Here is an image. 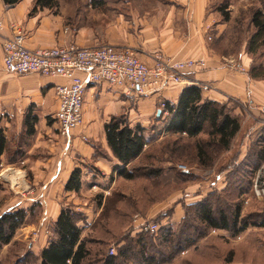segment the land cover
<instances>
[{
    "label": "rangeland",
    "instance_id": "rangeland-1",
    "mask_svg": "<svg viewBox=\"0 0 264 264\" xmlns=\"http://www.w3.org/2000/svg\"><path fill=\"white\" fill-rule=\"evenodd\" d=\"M80 3L86 5L88 0H81ZM106 4V9L109 10L106 21H111L117 6L113 4V0L107 1ZM263 5V0H211L207 7V12L213 14L212 21L216 26L221 25L219 27L224 30V35L220 37L221 39L219 38L221 40L218 46L221 51L220 56L233 57L238 62L244 59L249 63V71L252 66L257 67L254 74H264V57L246 53L245 46L248 37L252 34L250 15L256 9L264 10ZM151 7L147 6V8ZM157 7L160 8L159 4L155 6V9ZM136 8L140 7L136 6ZM216 8L224 11L220 14L215 10ZM81 13L80 17H85L84 13H87L89 19V7H85ZM223 13L229 15V21L226 23L223 21ZM88 24L95 23H89L88 20ZM212 28L213 26L209 27L207 32V42L211 49L215 43L212 41V35L209 34ZM260 64L262 67H258ZM252 80L256 81L257 85H261L264 94V78H252ZM223 103H228V108L239 106L231 99ZM131 106L135 108L134 104ZM261 107L263 106L250 107L248 104L240 106L246 121L244 123L239 116L242 126L240 133L233 141L230 150L215 151L214 162L210 168L197 165L192 148H188L182 152L180 161L174 160V157L170 158L171 155H166L162 157V162L153 164L148 162L151 165L150 168L162 169L160 177L151 179L141 174L142 176L131 181L119 177H115L114 180L108 179V181L98 179L97 176L105 177L102 171L87 159L84 160L83 156L78 154L79 152L77 156L74 154L72 156L71 146L66 149L68 142L60 137L52 117L45 119L43 124L36 125V132L32 137H26L22 128H16L14 119H8L9 126L5 124V120L0 119V132L6 137L8 143L0 174L5 171L4 167L10 164L16 165L17 170L21 168V172L26 173L24 185L20 188H11L8 180H0V215L10 210L17 198H21L25 203L28 202L30 207L38 205L25 224L16 231L10 244L0 250V264H36L35 255L53 234V219L50 218L45 224L41 221L42 210L38 202L42 200V196L44 201L51 199V203L59 204L60 208H71L84 218L86 221L82 223V238L94 243L88 245L93 251L108 249L109 256L114 253L113 248L109 249V247L123 238L128 227L130 231L136 232L138 225L146 221L157 223V225L170 224L173 225L175 233L180 235L178 228L181 227V221L185 217L184 224L190 225L188 236L195 237L200 234L201 244L188 257L185 258L182 253L180 257L183 259L177 257L166 264H226L227 259H231L233 264H264V229L249 227L238 235L213 231L206 229L197 220L192 210L193 203L209 197L215 216L221 210L230 218L238 205H241L239 213L241 219L247 217L248 222L257 220V217L264 213V193L261 196H255L253 188L254 182L258 181L262 175L260 171L262 162L252 175L249 172L247 176H245L246 173L244 175L243 161L237 164V167L227 169L221 175V182L214 181L217 172L228 163L227 161L236 158L237 154L239 161L244 160L248 153L252 154L253 143L259 133L255 127L260 124L257 109ZM250 126L252 128L248 133ZM201 139L205 140L206 137L202 136ZM149 149L152 150V148ZM21 162H24V166H20ZM57 163L61 164V169L59 176L52 181L50 177L54 176V170L58 167ZM142 163H144L143 160L139 164L142 165ZM72 166L79 168L82 179L84 178V187L78 193H66L62 188L65 171ZM48 172L51 174L46 175L45 173ZM87 172L91 174L89 178L86 176ZM180 172L188 175L179 178L177 174ZM242 174L243 179L240 177ZM229 178H231L230 181ZM240 180H243L244 184ZM245 181H249V185H245ZM226 182L229 183L226 194L217 195ZM241 187H246L244 192H241L243 194H239ZM23 189L27 192L22 193ZM45 189L48 190L47 195ZM202 196L205 197L202 198ZM111 251H113L112 254H110Z\"/></svg>",
    "mask_w": 264,
    "mask_h": 264
},
{
    "label": "crops",
    "instance_id": "crops-1",
    "mask_svg": "<svg viewBox=\"0 0 264 264\" xmlns=\"http://www.w3.org/2000/svg\"><path fill=\"white\" fill-rule=\"evenodd\" d=\"M210 2L211 0H120L115 5L117 7L111 21H106V14L109 13L106 4L102 10L89 9V19L95 24L75 30L67 22L68 16H71V9L64 2L61 3L57 14L45 9L29 16L33 0H21L14 6H6L0 0V67L2 41L12 36L16 29L23 32L25 46L30 50L74 42L79 46L109 44L129 48L147 63L151 62V57L157 52L172 61L201 59L205 61L206 68L191 73L187 78L194 83L211 85L210 90L202 91L205 98L218 103H223L227 99L238 103L234 114L240 116L245 123L244 111H241L240 106L246 104L250 107L264 106L263 90L261 85H257L250 77L249 63L244 59L238 62L233 57H221L218 47L211 49L207 42L208 28L213 26L209 33L212 35V41L223 36L224 30L219 27L221 25H215L212 21L213 14L207 12ZM157 4L159 9L158 7L155 9ZM65 82L60 78L37 74L14 75L0 70V119L5 120L7 126L8 119H14L15 127L23 129V119L29 108L33 107V113L38 118L36 125L43 124L45 119L54 115L58 107L54 86ZM183 89L185 88L178 85L168 86L156 94L140 98L134 104L135 108H132L133 104H130L123 91L104 84L89 87L84 95L82 124L73 131L66 149L71 146L72 156L73 154L77 156L79 152L84 160L87 159L93 166L99 168L105 177L96 175L98 179L114 180L112 169L117 165V161L112 158L106 145L104 124L110 117L125 112L130 126L139 124L147 128L150 122H153L155 113L157 115L159 111V103L162 101L176 103ZM164 117L165 115L162 118ZM91 143L100 144L110 158H98L93 161L95 150ZM57 166L54 176L50 177L52 181L59 176L61 164L57 163ZM74 168L76 167L66 169L62 182L63 190ZM50 172L45 174L50 175ZM86 176L89 178L91 174L87 172ZM83 179L81 176L80 190L84 187ZM45 190L47 195L48 190ZM43 197L38 203L42 210L41 221L45 224L50 218L55 221L61 208L59 204L51 203L50 198L44 201ZM27 203L17 198L12 207L22 205L29 208Z\"/></svg>",
    "mask_w": 264,
    "mask_h": 264
},
{
    "label": "trees",
    "instance_id": "trees-1",
    "mask_svg": "<svg viewBox=\"0 0 264 264\" xmlns=\"http://www.w3.org/2000/svg\"><path fill=\"white\" fill-rule=\"evenodd\" d=\"M20 1L2 0L6 6H14ZM107 1L109 0H88L86 5H81V0H33V6L28 15L32 16L45 9L57 14L61 3L64 2L71 9V16H68L67 22L73 26L70 25L72 29L75 28L76 30L79 27L91 25L88 24V20L89 23L92 21L87 18V13H84L85 17H80L85 7L102 10ZM119 1L113 0V4L116 5ZM218 9L215 10L222 14L224 10ZM223 14V21L226 23L229 21V15ZM250 26L252 34L246 41L245 52L264 57L263 9H256L251 13ZM220 39H217L218 41L213 40L215 43H213L212 49L220 45ZM258 67H262V65L260 64ZM255 69H257L255 66L250 68V77L263 79L264 74H254ZM161 103L164 104L163 109L166 110L165 117L162 118L163 110L159 116L155 113L153 122L147 128L139 124L130 126L125 112L110 117L104 124L106 145L112 158L117 161V165L112 169V175L114 174L115 177L128 181L142 175L151 179L160 177L162 169L150 168L151 165L148 162L152 164L162 162V157L166 155H171L170 158L174 157V160L180 161L182 152L188 148H192L197 165L210 168L214 162L215 151L230 150L233 141L242 129L239 117L234 114L237 106L228 108V103H218L205 98L202 95V90L196 86L183 89L176 103L160 102L159 110ZM37 121L38 118L33 113V107L29 108L23 119V131L26 137L34 136ZM251 128L252 126L247 130L248 133ZM255 128L259 133L253 143L254 153L252 152L251 155L248 153L242 161H239L237 154L236 158L227 161L228 163L221 167L222 169L217 172L214 181L221 182V175L227 169L233 166L237 167V164L243 161L244 175L246 173L245 176H247V172L251 175L255 173L264 159V125L258 124ZM202 136H205L206 139L202 140ZM7 144L6 137L0 132V164H3ZM91 146L95 150L93 161L98 158H110L100 144L91 143ZM149 148L152 150L150 151ZM155 154L159 155L156 156ZM142 160L144 163L140 165ZM231 173L232 171L229 174L231 175ZM186 174L180 172L177 175L179 178H184ZM244 175L242 174L240 177L243 179ZM240 181L241 183L244 182L243 180ZM245 185H249V181H245ZM80 187L81 170L75 168L64 184V191L78 193ZM228 187L229 183H224L222 190H219L217 195L226 194ZM244 189L246 187H241L239 194L244 192ZM204 197L202 196V198ZM193 204L192 210H194L197 220L206 229L233 233V235H238L249 227L264 229V213L257 217V220L248 222L247 217L241 219L239 215L241 205L237 206L229 218L221 210L216 216L213 214L209 197ZM36 206L33 205L30 208L22 205L14 206L0 215V250L10 244L16 231L25 224ZM85 221L71 208H61L56 220L52 221V237L48 238L45 246L35 255L36 264H166L177 257L181 258L182 253H184L185 258L188 257L201 244L200 234L195 237L188 236L190 225L184 224L186 222L184 217L181 221V227L178 228L180 235L175 233L173 225L170 224L158 225V230L154 235L140 231H136V233L135 230L130 231V227H128L127 232L122 236L124 239L121 238L114 243V246L109 247V249L113 248L114 250V253L109 256L108 249L106 251L104 249L93 251L88 247L94 243L81 236L82 223ZM227 260L226 264H233L231 259Z\"/></svg>",
    "mask_w": 264,
    "mask_h": 264
},
{
    "label": "built area",
    "instance_id": "built-area-1",
    "mask_svg": "<svg viewBox=\"0 0 264 264\" xmlns=\"http://www.w3.org/2000/svg\"><path fill=\"white\" fill-rule=\"evenodd\" d=\"M2 65L0 70L14 75L37 74L43 77L60 78L65 83L54 86L58 107L52 119L61 138L70 141L72 133L82 124L83 104L86 90L91 86L107 85L123 91L130 104L140 98L156 94L168 86L183 88L196 86L202 91L212 87L209 84L194 83L187 78L196 71L206 68L204 60L186 59L172 61L162 53H155L151 62L141 60L129 48L109 44L79 46L74 42L46 49L30 50L25 46V37L21 30H14L12 36L2 41ZM160 105V112L166 115ZM258 122L264 125V106L257 109ZM83 140H86L83 138ZM10 164L0 180H8L11 188L24 185L26 173ZM24 166V162L20 163ZM3 164H0V169ZM262 175L253 184L255 196L264 193V159L261 165ZM12 179V181L10 179ZM27 192L26 189L22 193ZM157 223L142 222L136 231L155 234ZM113 251L110 252L112 254Z\"/></svg>",
    "mask_w": 264,
    "mask_h": 264
},
{
    "label": "water",
    "instance_id": "water-1",
    "mask_svg": "<svg viewBox=\"0 0 264 264\" xmlns=\"http://www.w3.org/2000/svg\"><path fill=\"white\" fill-rule=\"evenodd\" d=\"M160 111H158L157 115H159Z\"/></svg>",
    "mask_w": 264,
    "mask_h": 264
}]
</instances>
